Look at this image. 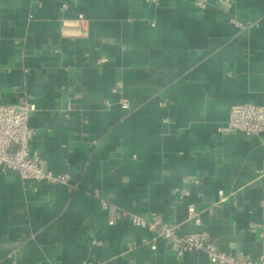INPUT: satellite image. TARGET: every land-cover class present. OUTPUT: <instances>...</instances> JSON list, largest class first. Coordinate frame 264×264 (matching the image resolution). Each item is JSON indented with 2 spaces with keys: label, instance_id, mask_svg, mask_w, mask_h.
Returning a JSON list of instances; mask_svg holds the SVG:
<instances>
[{
  "label": "crops",
  "instance_id": "1",
  "mask_svg": "<svg viewBox=\"0 0 264 264\" xmlns=\"http://www.w3.org/2000/svg\"><path fill=\"white\" fill-rule=\"evenodd\" d=\"M27 97L69 181L0 165V264H218L132 221L154 212L259 256L264 132L222 128L264 104V0H0V104Z\"/></svg>",
  "mask_w": 264,
  "mask_h": 264
},
{
  "label": "built area",
  "instance_id": "2",
  "mask_svg": "<svg viewBox=\"0 0 264 264\" xmlns=\"http://www.w3.org/2000/svg\"><path fill=\"white\" fill-rule=\"evenodd\" d=\"M196 4L204 7L207 0H196ZM78 17L83 20V13ZM235 22L242 25L239 21ZM123 103L126 104V100H123ZM36 107V103L30 97L18 103L0 104V165L4 169L17 171L26 178L66 183L69 181L68 174L46 169L31 154L30 141L35 131L30 125V118ZM222 130H241L249 135L263 133L264 104L247 102L232 105L228 122ZM189 210L194 213V206L190 205ZM131 218L134 224L146 227L155 235L166 238L178 254L200 250L207 254L210 261L218 264H264V227L261 232L262 251L254 259L222 250L219 243L211 239L205 231L179 233L176 227L166 222L159 213H152L149 219L136 214H132ZM196 220L199 221V218ZM143 242H146V238H143Z\"/></svg>",
  "mask_w": 264,
  "mask_h": 264
}]
</instances>
